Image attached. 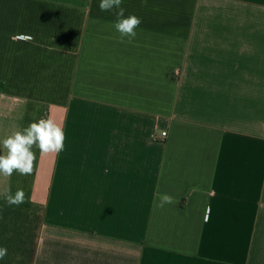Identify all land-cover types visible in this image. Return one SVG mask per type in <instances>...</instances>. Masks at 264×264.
Instances as JSON below:
<instances>
[{
  "label": "crops",
  "instance_id": "crops-1",
  "mask_svg": "<svg viewBox=\"0 0 264 264\" xmlns=\"http://www.w3.org/2000/svg\"><path fill=\"white\" fill-rule=\"evenodd\" d=\"M99 3L0 0V141L65 133L0 174V264H264V0Z\"/></svg>",
  "mask_w": 264,
  "mask_h": 264
},
{
  "label": "clouds",
  "instance_id": "clouds-1",
  "mask_svg": "<svg viewBox=\"0 0 264 264\" xmlns=\"http://www.w3.org/2000/svg\"><path fill=\"white\" fill-rule=\"evenodd\" d=\"M147 0H142L146 3ZM123 0H100L99 9L102 12L115 10L116 20L113 24L119 33V39L129 42L135 39L136 29L142 23L140 17L130 14L125 16V9L122 7ZM14 42L31 43L34 37L30 34L19 33L12 36ZM65 133L60 125L52 119L41 118L31 122L22 131H16L0 141V146L5 150L0 154V174L12 176L14 173L21 176L31 175L33 163L36 159L33 148L45 153H59L64 150ZM107 171V170H106ZM8 206H19L25 203V192L18 188L15 193L11 190L4 197ZM174 197L164 193L159 195L157 207L164 208L165 205L176 203ZM7 248L0 247V259L7 255Z\"/></svg>",
  "mask_w": 264,
  "mask_h": 264
},
{
  "label": "built area",
  "instance_id": "built-area-1",
  "mask_svg": "<svg viewBox=\"0 0 264 264\" xmlns=\"http://www.w3.org/2000/svg\"><path fill=\"white\" fill-rule=\"evenodd\" d=\"M167 137V132H163L162 138L165 139Z\"/></svg>",
  "mask_w": 264,
  "mask_h": 264
}]
</instances>
